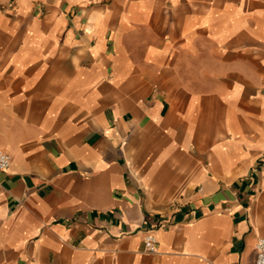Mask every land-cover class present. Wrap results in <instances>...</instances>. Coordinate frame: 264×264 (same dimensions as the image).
<instances>
[{"label":"crops","instance_id":"0c3cea01","mask_svg":"<svg viewBox=\"0 0 264 264\" xmlns=\"http://www.w3.org/2000/svg\"><path fill=\"white\" fill-rule=\"evenodd\" d=\"M0 150V264H255L264 0H0Z\"/></svg>","mask_w":264,"mask_h":264},{"label":"built area","instance_id":"2783aa9c","mask_svg":"<svg viewBox=\"0 0 264 264\" xmlns=\"http://www.w3.org/2000/svg\"><path fill=\"white\" fill-rule=\"evenodd\" d=\"M12 164V156L3 150H0V172L10 169L12 167ZM144 244L146 251L155 253L158 247V239L156 235L151 232L147 233L145 236ZM257 253V260L255 264H264V238H261L258 241Z\"/></svg>","mask_w":264,"mask_h":264}]
</instances>
